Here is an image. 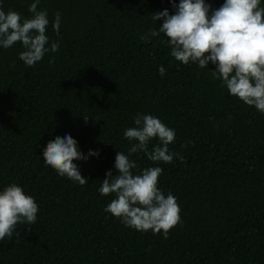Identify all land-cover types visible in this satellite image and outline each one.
I'll return each instance as SVG.
<instances>
[{"label": "trees", "instance_id": "1", "mask_svg": "<svg viewBox=\"0 0 264 264\" xmlns=\"http://www.w3.org/2000/svg\"><path fill=\"white\" fill-rule=\"evenodd\" d=\"M33 2L0 6L30 18ZM205 2L216 10L224 0ZM38 10L48 13V46L58 41V52L29 67L19 42L0 47V191L15 183L39 208L30 232L18 224L19 238L0 241V264H264V114L231 96L215 65L176 61L163 33L141 39L163 24L152 14H175L171 0H40ZM137 115L176 133L172 163L129 156L133 174L161 167L158 187L177 199L181 223L167 239L105 212L114 194L98 190L108 171L118 174L117 152L136 143L123 133ZM66 134L85 156L99 153L74 161L83 186L43 159L47 143Z\"/></svg>", "mask_w": 264, "mask_h": 264}, {"label": "clouds", "instance_id": "2", "mask_svg": "<svg viewBox=\"0 0 264 264\" xmlns=\"http://www.w3.org/2000/svg\"><path fill=\"white\" fill-rule=\"evenodd\" d=\"M175 14L163 10L152 14V20L163 24L152 29L141 39L149 42L150 37L163 33L171 48L170 55L176 61L187 66L197 64L200 68L209 64L216 66L212 71L215 79L222 80L229 94L238 98L249 107L264 114V7L261 0H224L216 10L205 0H171ZM40 0H34L28 11L30 18H22L16 11L5 12L0 6V47L11 48L20 43L23 51L19 59L26 66L34 67L42 61L46 53H56L60 44L53 41L49 45L46 29L50 23L46 10H38ZM61 15L55 14L52 23L57 36L60 35ZM50 64L55 63L52 59ZM159 73L163 77L165 68ZM85 123L89 118L83 117ZM136 127L124 131V138L135 141L129 148V154L118 151L115 158V176L111 171L98 189L102 196L114 194V198L104 209L127 227L140 232L152 231L163 234L167 239L172 229L181 223V209L176 197L167 195L158 187L163 169L149 167L140 174H133L137 164L129 156L144 152L154 163H172L177 153L170 151L169 145L175 140V130L167 127L160 119L152 115H137ZM158 143L149 151L152 140ZM90 156H99L90 151L85 156L78 149L77 141L71 135L56 137L49 141L43 150V159L47 166L59 176L85 185V179L74 163L87 160ZM180 160H183L181 155ZM39 208L36 200L26 195L21 186L13 183L0 191V241L13 239L18 224L31 227L37 222Z\"/></svg>", "mask_w": 264, "mask_h": 264}]
</instances>
